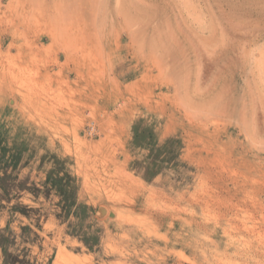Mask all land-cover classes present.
Listing matches in <instances>:
<instances>
[{"label":"rangeland","instance_id":"rangeland-1","mask_svg":"<svg viewBox=\"0 0 264 264\" xmlns=\"http://www.w3.org/2000/svg\"><path fill=\"white\" fill-rule=\"evenodd\" d=\"M0 64V264H264V0H0Z\"/></svg>","mask_w":264,"mask_h":264},{"label":"bare ground","instance_id":"bare-ground-1","mask_svg":"<svg viewBox=\"0 0 264 264\" xmlns=\"http://www.w3.org/2000/svg\"><path fill=\"white\" fill-rule=\"evenodd\" d=\"M0 67H1V64H0ZM80 70H76V73L78 74V75H80V74H82V72H79ZM186 72V71H185ZM188 72V71H187ZM168 86V85H167ZM57 110V109H56ZM59 113V112H58ZM57 113V114H58ZM172 114H174L173 112H171V115L170 116H173ZM93 144V143H92ZM68 148H69V146H68ZM66 150V149H65ZM71 152V151H70ZM131 170V169H130ZM130 172V171H129ZM131 173H132V171H131ZM169 201H171V199L169 200ZM172 203V202H171ZM170 203V204H171ZM138 205H142V203L141 202H138ZM171 206V205H170ZM165 207V206H164ZM179 207V206H178ZM163 208V207H162ZM155 209L154 208V210H150L149 211V208H147V207H144V208H141V209H143V211L144 212H150V216L152 217V218H154V221L155 222H162V223H167L168 224V226H170L171 228L172 227H175V225H177V222H175L177 219L178 220H183L182 219V217H179L178 216V218L176 217L177 215L175 214V213H177L178 211L177 210H181L180 209V207H179V209H177V207H170V208H168V207H166V209ZM123 212H125V211H117V213H115L114 211H112L111 209H108L106 206H104V205H102V206H100L99 207V214L100 215H103V216H106V215H110V216H112V217H116V215H117V220L119 221V220H123ZM179 213V212H178ZM173 216H175V217H173ZM171 217H173V218H171ZM112 219V218H111ZM114 219H116V218H114ZM108 225V224H107ZM183 255V254H182ZM181 255V256H182ZM188 258V257H187ZM185 259V257H183V259L182 258H180V257H177V256H170V257H167V258H165V263L166 264H196V263H194V262H192V260H189V259Z\"/></svg>","mask_w":264,"mask_h":264}]
</instances>
